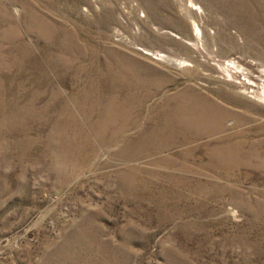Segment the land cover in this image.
Instances as JSON below:
<instances>
[{
	"label": "rangeland",
	"instance_id": "1",
	"mask_svg": "<svg viewBox=\"0 0 264 264\" xmlns=\"http://www.w3.org/2000/svg\"><path fill=\"white\" fill-rule=\"evenodd\" d=\"M263 91L264 0H0V264H264Z\"/></svg>",
	"mask_w": 264,
	"mask_h": 264
},
{
	"label": "bare ground",
	"instance_id": "2",
	"mask_svg": "<svg viewBox=\"0 0 264 264\" xmlns=\"http://www.w3.org/2000/svg\"><path fill=\"white\" fill-rule=\"evenodd\" d=\"M195 29L197 31V34H200V29L197 26L195 27ZM259 98L262 102H264V91L262 92L261 96H259Z\"/></svg>",
	"mask_w": 264,
	"mask_h": 264
}]
</instances>
